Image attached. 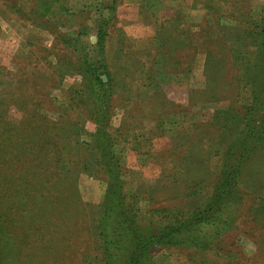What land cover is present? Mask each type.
Masks as SVG:
<instances>
[{
  "label": "rangeland",
  "instance_id": "374dc122",
  "mask_svg": "<svg viewBox=\"0 0 264 264\" xmlns=\"http://www.w3.org/2000/svg\"><path fill=\"white\" fill-rule=\"evenodd\" d=\"M263 7L0 0V264H104L96 226L113 202L109 160L118 200L146 232L159 230L155 210L200 204L217 177L211 115L250 91L227 53L253 56ZM249 166L221 235L202 248L156 245L147 264H264V159Z\"/></svg>",
  "mask_w": 264,
  "mask_h": 264
},
{
  "label": "trees",
  "instance_id": "16d2710c",
  "mask_svg": "<svg viewBox=\"0 0 264 264\" xmlns=\"http://www.w3.org/2000/svg\"><path fill=\"white\" fill-rule=\"evenodd\" d=\"M261 14L262 16L252 24L256 33L253 39L255 55L253 53V56L244 58L237 54L235 49L227 53L232 67L236 62L242 78L245 76L246 80L239 79L241 84L243 83L242 88L249 86L250 91L246 100H235L226 108L215 110L211 115L208 126L215 128V134L209 138L207 148L210 150L215 144L216 148H212L213 153L209 155L218 157L217 177L206 198L197 202L200 204L194 203L185 209L172 207L155 210L156 214H151L148 218L155 223L159 222V230L154 234L146 232L137 224L142 222L143 216L123 200H118L123 195L118 192L120 188L116 190V185L113 184L119 172L112 160L107 162L109 175L111 172L109 179L113 182L110 184L113 190L108 188L107 192L109 200L113 199V202L107 203L109 206L104 208V215L98 219L96 226L104 264H147V254L156 245H192L202 248L209 238L221 235L229 226V212L237 203L242 175L251 167V161L256 158L264 159V7ZM103 34L105 33L101 30L100 40ZM89 69L92 85L97 87L94 85L96 83L104 86L105 83L99 74L91 71V66ZM236 101L242 109L239 106L235 108ZM105 115L103 111L101 118ZM230 124L237 127L232 137H229ZM98 133L102 139L100 145L108 148V135L104 128ZM215 139L216 142L213 143ZM117 192L118 194H115ZM192 193L195 194L196 190L184 195L189 197ZM110 213L115 216L113 220Z\"/></svg>",
  "mask_w": 264,
  "mask_h": 264
}]
</instances>
